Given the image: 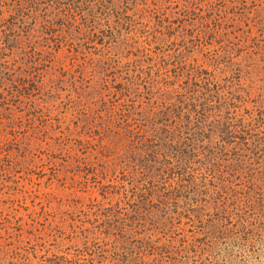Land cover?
I'll return each mask as SVG.
<instances>
[{"label":"rangeland","instance_id":"1","mask_svg":"<svg viewBox=\"0 0 264 264\" xmlns=\"http://www.w3.org/2000/svg\"><path fill=\"white\" fill-rule=\"evenodd\" d=\"M258 237L264 0H0V264Z\"/></svg>","mask_w":264,"mask_h":264},{"label":"clouds","instance_id":"2","mask_svg":"<svg viewBox=\"0 0 264 264\" xmlns=\"http://www.w3.org/2000/svg\"><path fill=\"white\" fill-rule=\"evenodd\" d=\"M220 255L235 264H264V237H258L251 244L233 238L223 241L220 246Z\"/></svg>","mask_w":264,"mask_h":264}]
</instances>
